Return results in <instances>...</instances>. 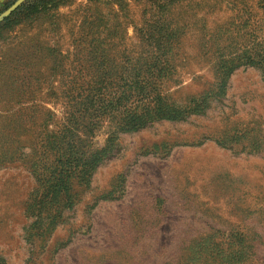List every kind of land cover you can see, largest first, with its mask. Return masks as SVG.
Wrapping results in <instances>:
<instances>
[{
	"label": "rangeland",
	"instance_id": "obj_1",
	"mask_svg": "<svg viewBox=\"0 0 264 264\" xmlns=\"http://www.w3.org/2000/svg\"><path fill=\"white\" fill-rule=\"evenodd\" d=\"M9 1L0 0V11ZM84 3L75 0L59 13ZM201 4L197 17L211 28L233 16L232 0ZM54 21L41 16L0 36V109L15 80L22 84L30 74L45 90L50 82L59 86L57 67L70 69V33L64 25L56 30ZM180 80L169 90L177 102L209 90L212 76L208 67L193 65ZM46 107L61 118L63 105ZM92 136L97 147L105 146V123ZM114 149L89 186L75 188L73 208L42 235L25 214L34 187L27 167H0L5 264H264V82L258 69L234 71L225 95L204 115L121 134ZM238 250L241 257H234ZM223 254H230L224 262L216 258Z\"/></svg>",
	"mask_w": 264,
	"mask_h": 264
},
{
	"label": "trees",
	"instance_id": "obj_2",
	"mask_svg": "<svg viewBox=\"0 0 264 264\" xmlns=\"http://www.w3.org/2000/svg\"><path fill=\"white\" fill-rule=\"evenodd\" d=\"M232 1L233 16L212 28L197 17L201 0H85L65 14L60 9L75 0H26L0 22L1 36L24 21L51 16L56 30L64 25L71 37V67L53 73L59 86L50 82L45 91L30 74L22 75V84L13 80L4 92L0 109V167L21 162L33 178L25 214L35 233L53 230L73 208L75 188L89 186L113 156L119 135L204 115L241 67L258 69L264 82V0ZM193 65L208 67L211 87L177 102L169 90ZM27 97L35 101L16 102ZM59 103L60 119L46 107ZM104 123L108 138L97 147L92 134ZM229 255L216 258L224 262Z\"/></svg>",
	"mask_w": 264,
	"mask_h": 264
},
{
	"label": "water",
	"instance_id": "obj_3",
	"mask_svg": "<svg viewBox=\"0 0 264 264\" xmlns=\"http://www.w3.org/2000/svg\"><path fill=\"white\" fill-rule=\"evenodd\" d=\"M26 0L15 1L2 15H0V22L13 13L18 7H20Z\"/></svg>",
	"mask_w": 264,
	"mask_h": 264
}]
</instances>
